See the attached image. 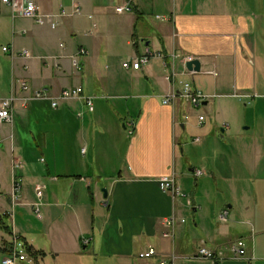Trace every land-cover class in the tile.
Segmentation results:
<instances>
[{
	"label": "crops",
	"instance_id": "1",
	"mask_svg": "<svg viewBox=\"0 0 264 264\" xmlns=\"http://www.w3.org/2000/svg\"><path fill=\"white\" fill-rule=\"evenodd\" d=\"M35 1L43 14L55 17L58 25L51 30L48 25L52 19L44 26L25 19L12 21L14 26L16 20L23 23L18 32L25 31L28 37L24 43L18 44L14 38L7 45L10 51L4 53L3 59L8 65L9 79L0 92V101L17 93L18 82L24 80L32 90L46 89L52 95L81 87L94 107L89 113L82 99L61 101L55 110L47 101L31 102L26 108L17 102L11 125L0 124L3 213L12 208L11 188L5 190L1 183L4 163L11 169V159L15 158L23 169L27 159H31L30 153L22 154L27 149L38 151L40 156L35 162L46 166L43 170L39 166L28 169L25 177L20 175L22 169L9 172L27 184L24 196L9 214L11 235L16 234L32 251L41 253L35 264H48V257L49 264H83V257L90 255L110 258V264H160L171 255L178 257L173 264H217L191 258L200 245L214 249L236 240L246 245L244 258L218 264H264V169H259L264 154V115L256 118L252 130L242 127L238 132L236 125L221 122V116L235 112L237 105L223 103L221 98H264V76L257 81L256 70L261 72V63L256 58L257 25L253 16L239 11L235 0ZM72 3L80 6L79 16L71 15ZM126 4L130 12L115 11ZM80 48L86 53L77 56V71L71 58ZM21 50H27L30 57L21 56ZM146 50L166 57L194 56L200 62V72L179 76L178 80L190 77L194 90L217 96L202 106L217 121L201 133L202 139L195 138L191 145L207 137L214 139L218 130L227 139L236 136L230 140L235 142L233 146L238 140V149L249 151L253 147V155L259 154L257 160L255 156L249 159L252 170L257 169L262 175H253L250 198L244 200L240 217L237 213L230 218L231 212L236 211L233 205L221 207L216 203L213 213L203 210L195 204L193 195L181 190L179 182H187L188 178L178 177L176 162L183 156L182 133L194 109L182 101L162 105V97L170 93L171 86L165 79L168 70L160 58H150L138 71L122 68L128 58L140 56ZM177 69L182 71L181 66ZM99 81L106 82L102 86L107 92L106 102L97 100L96 91L92 93L98 90ZM111 112L112 120L108 123ZM116 112L122 114H117L119 120L126 122L123 131L118 130ZM103 113L108 119L101 123ZM17 127L26 133V139L18 134L10 138ZM248 130L252 132L249 141L245 137ZM218 141L221 155V136ZM225 147L232 149L231 145ZM88 154L89 163L84 159ZM189 172L194 173L193 169ZM165 176H173L187 197L173 202L163 192L161 178ZM204 176L217 180L215 172L210 176L204 172L201 177ZM218 177L221 178L220 172ZM36 185L42 186L40 202L34 192ZM196 190L201 191L199 184ZM245 192L241 191L242 196ZM37 203L40 219L33 212ZM189 209L198 213L193 218V229L185 226L184 215ZM224 209L229 221L227 218L225 223H219L217 217ZM171 217L177 220L173 237H165L171 230L164 221ZM181 219L183 224L179 223ZM184 232L189 235L187 238L183 237ZM11 235L0 231V240L8 243ZM150 249L155 251L154 257L138 258L139 253ZM4 255L1 250L0 259Z\"/></svg>",
	"mask_w": 264,
	"mask_h": 264
},
{
	"label": "rangeland",
	"instance_id": "2",
	"mask_svg": "<svg viewBox=\"0 0 264 264\" xmlns=\"http://www.w3.org/2000/svg\"><path fill=\"white\" fill-rule=\"evenodd\" d=\"M234 3L237 5V9L243 13H248L249 15H252L255 19V23L257 25L256 28V37H257V43H256V58L260 60L261 63V72L260 69L256 70L257 73V81L258 83L261 81V77L264 76V0H235ZM71 15H72V5H71ZM89 15V14H88ZM112 16H115L113 13H111ZM73 16H79V15H73ZM15 26L12 23V19L9 15V10L7 8H1L0 10V92L4 90V88L7 85L8 82V65L4 61L5 54L1 51V48L3 46H9L13 39L15 38V42L18 44L26 42V38L28 37V34L19 35L18 29H22L23 23H18V20L14 22ZM22 31V30H21ZM81 33V32H80ZM83 33V32H82ZM60 42V41H59ZM58 42V43H59ZM124 51V49H123ZM182 68V67H181ZM198 74V73H194ZM193 74V75H194ZM189 76V75H185ZM190 77H185L182 81L188 82L192 85ZM106 86V82L102 81L98 83V90H93L92 93L96 91V95H99L97 97V100L100 99L103 102L108 101V98L105 96L107 92H105L104 87ZM85 89L87 88L85 84ZM96 88V89H97ZM106 88V87H105ZM101 89V91H100ZM110 92V91H109ZM262 93V92H261ZM221 101L223 103H231L234 102L236 105L235 112H228L221 116V122L226 121L227 123L231 125H236V130L242 129V127H250L254 129L255 123L257 120L256 118L260 115H264V98H255L254 99H237L232 97H225L221 98ZM109 107L112 108L113 105H110ZM192 108V107H191ZM204 107H196L193 108L194 111L192 112V115L189 116V125L186 127V131L182 133V146H184V152L182 153L183 156H181V159H179L176 162V171L178 174V177L184 179L188 178L187 182H179L181 186V190L188 191V195L194 197V202L197 206H201L203 210H210L212 213L215 209L216 203L221 204L222 206L226 205H233L235 206L234 210L232 211L230 218L232 215L237 214L240 217V214L242 215V206L245 199L250 198V185L252 182V177L257 172V175H262V172L257 171V169L252 170L250 166V157L253 160L254 156L256 160L259 158V154L255 152V155H253V147L249 149V151H245L244 148L241 147V149H238L236 145L239 144L238 140L235 139L236 145L233 146L235 142H232L230 139H234L236 136H232L230 139H227V136H224V134L220 135V131L215 130V136L214 139L212 137L204 138L203 141H200L199 144H193L191 145V142L195 138L202 139L201 133H204L205 129L209 126H212V123L216 120L215 115H208L205 113ZM261 110L262 112H258V110ZM114 111H116V108H113ZM122 115L119 112L115 113V121L118 125V130L123 131V128L126 127L122 120L120 121L118 118V115ZM105 116L103 122H106V118L108 119V116L106 113H103ZM202 115L204 117L205 124L202 126L204 121L201 125L197 124L198 122V116ZM112 120V112H111V118L108 119V123ZM217 121V120H216ZM220 123V122H219ZM16 125V119L14 118V125ZM10 126V125H8ZM89 132V130H87ZM127 128L125 130V133L127 132ZM16 134H18V137L22 138L23 140L26 139V133L23 131H19L18 127L16 130H12V139L16 137ZM251 131H247L245 137L246 140L251 138ZM221 136V155H219V149L218 146L220 144V141H218L219 137ZM90 138V137H89ZM88 139V137H87ZM245 140V141H246ZM244 142V141H243ZM261 144H263L261 147H263L264 150V138L261 139ZM226 146L229 147L231 145L232 149L230 151L226 149ZM234 147L236 150H234ZM28 153L31 154V159H27V163L24 166V168L21 170L23 177L27 175L28 169H35L36 166H39L41 170L45 169L46 166L44 164H40L38 162H35L36 158L40 156L38 151L34 150H27L23 149L22 154L25 156L28 155ZM249 154V155H248ZM262 162L259 169H264V154L261 157ZM85 162H90V156L89 154L84 157ZM13 161V159H11ZM48 165V161L46 162ZM4 168L2 169V172H5L4 174L1 173L2 178V185L5 190H8L9 187L11 188L12 185V178L15 174H9V172H16L19 171L17 169L12 170L8 167L7 162L4 163ZM1 160H0V167H1ZM189 169L195 170H201L205 172L206 176H210L212 172L216 173V181H212V179L209 177L207 179L204 177H194L192 173L189 172ZM218 172L221 173V178L218 177ZM19 175V176H20ZM193 176V177H192ZM21 178V177H20ZM1 179V178H0ZM20 183L22 185V191L20 190L19 193V200H21V197L24 196V190L27 186L26 182L23 181V178L19 179ZM185 181V180H183ZM201 186V191L198 192L196 190V187ZM208 190V193H203V190ZM241 191H246L244 196H242ZM0 213H3L2 210L3 207V195L0 194ZM10 208V206L8 207ZM12 209V208H11ZM10 209V210H11ZM14 212V209H12ZM18 211V209L16 210ZM198 214V213H197ZM192 212L190 209L186 211L184 217L186 220V225L188 228L193 229V218L196 219L198 215ZM213 218V217H212ZM13 220V219H12ZM229 221V218H228ZM9 224L11 225V222L9 220ZM186 227V228H187ZM191 232V229H189ZM27 234V233H26ZM189 235L184 232L183 237H188ZM28 237V236H27ZM34 238L41 241L40 236H37L34 234ZM1 239V238H0ZM3 241L0 240V253L1 250L6 249L8 250L7 243L3 245ZM10 243V241H9ZM10 249V246H9ZM32 261L35 259L31 257ZM50 257L48 259L45 258L46 261L49 264ZM39 261V258L37 259ZM82 261L83 264H110V258H99L93 255L85 256L83 257ZM41 262V261H40ZM32 264H35L32 262Z\"/></svg>",
	"mask_w": 264,
	"mask_h": 264
},
{
	"label": "built area",
	"instance_id": "3",
	"mask_svg": "<svg viewBox=\"0 0 264 264\" xmlns=\"http://www.w3.org/2000/svg\"><path fill=\"white\" fill-rule=\"evenodd\" d=\"M1 8H7L9 10V15L14 21L15 19H25L30 20L34 24L38 26H44L47 24L48 19H52L49 22V28L51 30H54L58 23L54 16L43 14L37 5L35 0H0V10ZM117 13H123V12H130L131 8L126 4L124 6L117 7L115 9ZM61 15H64L63 11H60ZM81 14V8L76 3H72V15H80ZM159 18L160 17H156ZM88 19H92V16H88ZM92 28L96 27L95 23H92ZM26 32L21 31L19 34L24 35ZM1 51L3 53H7L10 51V48L8 46H3L1 48ZM85 50L80 48L78 50V53L75 57L71 58V65L74 70L79 71V61L77 59V56H83L85 54ZM13 54V52H12ZM20 55L26 58L30 57V54L27 50H21ZM157 57L162 60V65L165 69L168 70V74L166 75V80L171 86V91L169 94H167L165 97H162L161 103L162 105H172L178 101H182L186 103L188 106L192 108L203 106L208 100H211L214 97H217L215 95L213 96H207L203 94L202 92L198 90H194L192 85L188 82H183L181 80H178L179 76L183 75H193L194 73L188 72L185 68L186 64L196 60L194 56H182L179 54H172L169 57L163 56L161 53H150L148 50H146L142 55L140 56H134L128 58L125 62L122 63L123 69H132L134 71H138L141 69L142 66L146 65L150 58ZM168 58L170 61L168 62ZM181 66L182 71H179L177 67ZM209 74H212L216 76L215 73L209 72ZM179 86L178 89H176L175 86ZM18 92L11 93V95L3 100L0 101V124H7L11 125L12 123V116L15 108V104L19 102L23 108H26V106L31 102H37V101H47L49 103V106L51 109L55 110L59 107L61 101L65 100H71V99H82L84 100L85 107L89 113H92L94 111L92 99L88 97H84L83 90L81 87H73V88H66L63 89L58 95H52L48 92L46 89H38V90H32L29 85L23 80L18 82ZM79 116V115H78ZM204 121V117L202 115L198 116V125H201ZM132 133V130L129 131V134ZM12 136L10 135V138ZM12 168L13 170H21L22 169V163L18 161L15 158H12ZM194 177L198 178L204 175V172L201 170H195L193 171ZM20 178L16 175H13L12 178V185H11V197L10 202L13 205L16 203L17 200H19V193L21 190V183ZM162 182V188L163 192L168 194L172 201L175 202L178 198H184L187 197L186 194H184L176 185L174 177L173 176H165L161 178ZM35 196L40 202L42 198V186L36 185L35 189ZM189 203V202H188ZM190 204V203H189ZM39 203L34 204L33 212L37 216V218H41L40 211H39ZM12 212V209H11ZM11 212H5L8 215ZM10 217V215H9ZM228 218V211L226 209L222 210L217 220L219 223H225ZM177 223V220L174 217L168 218L164 221V225L168 227L171 230V233H168L165 235V237H173V230L175 228V225ZM180 224L184 223V220H179ZM84 244L88 243V240H83ZM245 248L246 245L244 241L242 240H236L233 242H229L227 244L222 245L221 247H217L214 249H210L205 247L204 245H200L195 255L191 259L196 260H204V261H210L212 263H220L224 260H240L243 259L245 256ZM155 256V251L148 250L143 253L138 254L139 259H150ZM32 256L29 255L27 251L26 244L22 241V239L17 236L16 234H12L10 238V249L9 252L4 255L0 259V264H32V262L35 263V261L31 259ZM178 257L175 255H171V257L168 258V260H163L160 262V264H173L174 261Z\"/></svg>",
	"mask_w": 264,
	"mask_h": 264
},
{
	"label": "trees",
	"instance_id": "4",
	"mask_svg": "<svg viewBox=\"0 0 264 264\" xmlns=\"http://www.w3.org/2000/svg\"><path fill=\"white\" fill-rule=\"evenodd\" d=\"M9 215L7 213H2L0 214V231L4 234H8V235H11V228L9 226ZM6 242L3 243V245H5ZM7 246H8V250L6 249H3V253L6 255L8 252H9V246H10V243L8 242L7 243ZM27 251L29 253L30 256H32L35 261L37 259V257H39L41 255L40 252H34L32 251V248L27 246Z\"/></svg>",
	"mask_w": 264,
	"mask_h": 264
},
{
	"label": "water",
	"instance_id": "5",
	"mask_svg": "<svg viewBox=\"0 0 264 264\" xmlns=\"http://www.w3.org/2000/svg\"><path fill=\"white\" fill-rule=\"evenodd\" d=\"M185 68L188 72L199 73L200 69H201V65H200V62L198 60H193V61L187 63ZM102 193H103V198H106L107 192L105 189L102 190Z\"/></svg>",
	"mask_w": 264,
	"mask_h": 264
}]
</instances>
